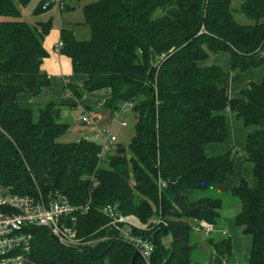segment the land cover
I'll use <instances>...</instances> for the list:
<instances>
[{"label":"trees","instance_id":"16d2710c","mask_svg":"<svg viewBox=\"0 0 264 264\" xmlns=\"http://www.w3.org/2000/svg\"><path fill=\"white\" fill-rule=\"evenodd\" d=\"M71 1L60 0V10L71 9ZM30 2L0 0V182L21 195L59 194L75 206L90 204L77 228L81 238L97 241L67 248L47 228L34 227L32 264H132L137 251L107 227L100 212L107 207L148 226L133 234L153 242L150 264H193L194 226L217 228L222 219V200L201 194L235 169L234 149L217 158L204 150L228 140L226 110L256 128L241 151L253 182L228 192L241 203L235 225L250 241L248 264H264V80L230 100L220 87L223 70L200 65L220 52L231 55L232 72L264 65V0L244 1L246 25L236 21L233 0H97L83 10L89 40L64 26L59 53L86 77L67 91L81 100L108 89L101 111L114 118L128 105L136 119L129 145L117 142L103 158L96 142H58L70 124L55 100L37 108L19 103L52 85L42 66L53 23L23 21ZM56 4L43 0L35 15ZM206 246L209 264H236L231 237H209ZM135 264L146 262L139 257Z\"/></svg>","mask_w":264,"mask_h":264},{"label":"built area","instance_id":"2783aa9c","mask_svg":"<svg viewBox=\"0 0 264 264\" xmlns=\"http://www.w3.org/2000/svg\"><path fill=\"white\" fill-rule=\"evenodd\" d=\"M52 2L62 6L60 0H52ZM62 46L60 42L57 46L58 51ZM130 108L126 105L122 111ZM96 115V117L86 116L82 123L96 127V137L99 139L97 144L101 147L100 157L103 158L104 154L118 142V138L112 131L99 129L98 124L103 117L101 114ZM90 212V204L75 206L65 196L59 194L54 197H45L40 192L38 196L21 195L0 182V264H32L34 237L31 229L34 227L47 228L52 237L63 247L81 248L95 244L96 242H86L81 238L77 228L79 217ZM100 212L109 219L107 227H111L115 232V238L128 242L146 264H150L154 252L153 242L133 234L134 229L146 230V226L136 217L123 216L112 207L104 208ZM215 231L214 225L204 222L195 228V232L200 233L204 238H209Z\"/></svg>","mask_w":264,"mask_h":264},{"label":"crops","instance_id":"0c3cea01","mask_svg":"<svg viewBox=\"0 0 264 264\" xmlns=\"http://www.w3.org/2000/svg\"><path fill=\"white\" fill-rule=\"evenodd\" d=\"M72 11L71 9H67ZM62 12V10H60ZM62 15V13H61ZM72 21L67 22V26L74 30L75 36L80 35L81 29L84 27L82 24L84 21L72 25ZM65 22L62 19L61 24L58 27L53 28L49 36L45 39L44 47L47 50L49 57L44 61L42 70L51 79V87L44 89L42 94L37 98H32L29 95H22L19 97V103L25 108H37L45 105L50 100H55L59 105L64 107L82 106L88 113L98 107L104 106L105 101L110 97L111 92L108 89L98 91L95 93L85 95L81 100H77L72 96L70 91H67L69 84L82 85L86 77L73 73L71 60L63 56L58 51V44L61 42L60 34L62 28L65 26ZM82 40V39H80ZM231 55L229 53L220 52L215 55H211L210 58L200 65L202 67H218L224 72V78L220 82V87L224 88L227 92L230 100L241 99L240 93L248 90L252 84H261L264 80V65L258 69H250L244 73L232 72L231 71ZM62 109V110H63ZM64 113L62 112V115ZM100 114V113H98ZM226 117V123L228 127V140L223 144H211L207 145L204 150L208 157L217 158L225 155L231 149H234L235 154V169L231 176L222 185L212 186L211 192H223L230 191L238 187L242 181H247L252 184V166L242 156V150L245 148L247 143V137L250 133L256 130L255 127L246 128L242 120L237 117V114L231 110L224 112ZM224 219L228 221L230 225L234 222L235 217L226 216ZM236 227V225H235ZM217 231V228H216ZM215 231V232H216ZM223 234L231 232V230L224 229ZM235 231V230H234ZM233 231V232H234ZM234 244V243H233ZM242 241L238 239L235 242V246L241 247ZM242 248H239L240 252ZM211 261V257H210Z\"/></svg>","mask_w":264,"mask_h":264},{"label":"rangeland","instance_id":"374dc122","mask_svg":"<svg viewBox=\"0 0 264 264\" xmlns=\"http://www.w3.org/2000/svg\"><path fill=\"white\" fill-rule=\"evenodd\" d=\"M43 0H31V2L22 9V19L29 25H37L38 22H48L52 20L53 26L52 28L58 27L61 24V20L63 19L65 22V27H67V22L72 21V25L78 23L79 21H84V7L88 4L96 2L97 0H73L69 2L71 6V10L60 11L59 4L53 5V7L41 14L40 16H36L35 12L39 5ZM245 0H233L232 8L234 10V17L239 24L246 25L250 24V20L242 15L240 12L241 6ZM62 13V15H61ZM70 26V25H69ZM53 30V29H52ZM81 34L77 36V39L80 40H89L91 38L90 29L87 26H84L81 29ZM101 108H96L92 113L84 110L82 106L74 107H64L63 109V122L70 124L69 131L62 136L58 142L61 144H72L78 143L81 140H89L91 142H99V139L96 137V127L87 126L82 123L83 118L88 115L92 117H96V113H100L103 117L102 121L99 122L98 127L101 130L112 131L113 135L118 138L117 144L129 145L135 135V125L136 119L134 118L133 113L130 109H126L124 111L119 112L115 115V118L111 116V113L100 112ZM125 124V126H123ZM235 158V154H234ZM202 197H212L215 199H220L223 202V209L221 210V221L217 227V231L213 233L211 237L215 235H224V237H231L234 243V253L236 256V264H248V256H249V248L250 241L247 237H245L241 229L235 227L234 222H231L230 225L228 221L224 219L226 216L236 217L241 211V203L238 199L233 197L228 191L223 192H207L206 194H201ZM140 222V221H139ZM141 223V222H140ZM142 224V223H141ZM143 225V224H142ZM194 227H197L194 226ZM148 226H146V229ZM224 229L231 230L227 234H223L222 231ZM235 230V231H234ZM234 231V232H233ZM86 242L90 240L83 237ZM209 239V238H208ZM202 235H199L197 232H194L193 236V245L196 246V250L193 255V264H209L210 257L212 256V251L209 253L207 250L210 248L206 246V240ZM239 240L242 241L241 247L242 250L238 252L239 248L235 246V242ZM94 242V241H93ZM97 243V241H96ZM93 244V245H96ZM207 249V250H206Z\"/></svg>","mask_w":264,"mask_h":264},{"label":"water","instance_id":"95a60500","mask_svg":"<svg viewBox=\"0 0 264 264\" xmlns=\"http://www.w3.org/2000/svg\"><path fill=\"white\" fill-rule=\"evenodd\" d=\"M152 239L154 238V234L151 236ZM140 257V254L138 252H136V254L134 255L133 257V260H132V264H135L136 263V260Z\"/></svg>","mask_w":264,"mask_h":264}]
</instances>
